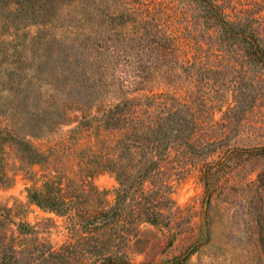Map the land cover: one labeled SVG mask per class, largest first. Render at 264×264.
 <instances>
[{"label": "rangeland", "instance_id": "rangeland-1", "mask_svg": "<svg viewBox=\"0 0 264 264\" xmlns=\"http://www.w3.org/2000/svg\"><path fill=\"white\" fill-rule=\"evenodd\" d=\"M190 4L0 0L7 263L264 264V0L218 1L262 50L220 44ZM160 94L173 130L159 170L118 188L116 171L148 163L103 108ZM50 178L64 214L28 200Z\"/></svg>", "mask_w": 264, "mask_h": 264}, {"label": "trees", "instance_id": "trees-1", "mask_svg": "<svg viewBox=\"0 0 264 264\" xmlns=\"http://www.w3.org/2000/svg\"><path fill=\"white\" fill-rule=\"evenodd\" d=\"M188 1L197 10L199 20L215 32V38L220 44H241L244 47L263 49L262 40L258 33L245 22L244 18L238 16L230 19V16L224 13L223 7L218 4L219 0ZM162 96L163 94L151 95L142 100L139 105L132 102L128 103V100L124 98L122 99L125 102L123 104L118 103L103 108L102 118L107 126L117 125L115 127L121 132L123 138L128 142H133L135 144L133 147L140 152V158L142 159L140 164L148 163V167L144 170L137 166L133 170L131 167L127 172L123 170L116 171L118 188H143V183L147 178L153 181V176H151L153 175V168H156V171L159 170V168L157 169V156L162 153L165 139L173 130L170 124L172 111L168 109L167 103L163 104L161 99L165 95ZM187 96L192 98L193 94L188 93ZM145 101L152 102V104H148L150 107L147 108V103L143 105ZM178 104L180 106L185 105L180 102ZM78 107L79 109L82 108L81 105H78ZM150 108L151 111H148ZM131 137H134V139H131ZM138 185H141V187H138ZM165 185L160 178L154 184L155 188H165ZM55 186L53 178L46 180L41 188L28 190V200L43 210L64 214L68 204L60 188ZM103 223L100 225L104 226ZM98 227L93 226V229ZM7 248L6 244L1 248L0 243V249L4 252V259L0 264H9L5 261ZM13 259L16 261L15 258ZM101 264H111L110 258L103 260Z\"/></svg>", "mask_w": 264, "mask_h": 264}]
</instances>
